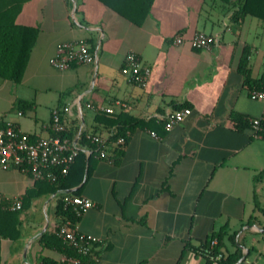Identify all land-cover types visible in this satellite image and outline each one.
<instances>
[{
    "label": "crops",
    "instance_id": "crops-1",
    "mask_svg": "<svg viewBox=\"0 0 264 264\" xmlns=\"http://www.w3.org/2000/svg\"><path fill=\"white\" fill-rule=\"evenodd\" d=\"M16 21L37 34L21 79L0 80V125L45 135L57 108L87 148L82 132L107 141L114 129L107 120L126 114L139 122L116 161L96 154L89 175L69 188L93 202L78 231L100 240L97 264H199L195 249L220 228L225 254L238 246L243 264L264 260V138L235 120L264 115L238 69L245 55L251 77L264 79L263 22L219 0H153L139 24L99 0H25ZM198 30L216 37L209 49L189 45ZM176 35L184 41L173 43ZM73 40H84L94 61L53 67L57 44ZM128 52L150 70L144 86L121 72ZM17 100L26 103L16 108ZM88 102L115 112L98 113ZM183 105L191 113L165 130L160 116ZM67 190L51 192L27 172L0 168V228L14 235L0 239V264L61 262L64 254L39 238L54 232ZM234 232L236 245L228 239Z\"/></svg>",
    "mask_w": 264,
    "mask_h": 264
},
{
    "label": "built area",
    "instance_id": "built-area-1",
    "mask_svg": "<svg viewBox=\"0 0 264 264\" xmlns=\"http://www.w3.org/2000/svg\"><path fill=\"white\" fill-rule=\"evenodd\" d=\"M184 41L181 35L173 38V43L180 44ZM216 42V37L203 31H195L188 39V43L195 49H209ZM50 64L57 69H66L73 64H90L94 61V54L84 40H73L60 42L56 46L55 54L50 58ZM121 72L128 77L130 81L145 85L150 74L147 66H144L139 57L134 52H128L124 59V65ZM249 96L262 103L264 114V90H251ZM117 104L126 107L125 104ZM86 106L98 113L114 114L112 105H94L87 103ZM68 111V107L63 108ZM191 113L188 106L179 109L167 110L160 119L163 121L165 130H170L175 124L181 122ZM260 118H253L252 125L257 128ZM48 133L45 135H32L21 130L12 122H7L5 126L0 127V168H15L20 171L31 173L34 179L46 178L52 182L56 181L58 174H66L70 164L80 151L89 153V150L78 144L77 139H71L63 135L66 126L62 119L59 109L54 108L51 111V119L48 125ZM152 136L158 137L153 131ZM128 135V133H126ZM90 140L99 144L98 156L106 158L105 151L106 139L99 135L90 136ZM116 144L123 145L125 137H119ZM77 218L83 214L93 202L83 195H71L64 198ZM12 210L21 208V201L14 197L9 206ZM59 234L63 240L71 244L79 256L63 255L61 262L71 264H97L98 258L94 255V245L100 240L91 235L78 231V221L65 219L59 226ZM217 240L210 239L206 244H200L195 252L202 256L208 264H219L224 257V252L215 248ZM84 258V259H83ZM86 258V259H85ZM89 258V260H87Z\"/></svg>",
    "mask_w": 264,
    "mask_h": 264
},
{
    "label": "trees",
    "instance_id": "trees-1",
    "mask_svg": "<svg viewBox=\"0 0 264 264\" xmlns=\"http://www.w3.org/2000/svg\"><path fill=\"white\" fill-rule=\"evenodd\" d=\"M24 1L25 0H0V80L8 79L14 83L18 82L22 77L32 45L37 34L36 27L31 25L20 24L16 21V16L20 11L22 3ZM99 1L116 11L121 16L136 24H139L144 19L150 9V6L153 3V0ZM219 1L228 4H234L237 6V12L240 15H251L258 18L261 22L264 23V0ZM238 69L244 77V85L248 89V92L254 89L264 90V79H254L251 77L250 68L248 66V61L245 55L241 57ZM25 103L26 102L24 101L17 100L15 103L16 108L23 107V104ZM181 107H184V105L176 107L175 109H179ZM255 118H260V122L257 128H254L252 125L253 118H242L240 116L235 117L236 126L238 128L249 126L252 129L253 136H260L264 138V115ZM106 124L109 126H114V129L108 137L105 145L106 153L108 154V151H110L112 155H107L106 158H109L112 161H116L113 159V157L117 155L123 147V145L116 144V140L121 136L125 137L126 140L127 131L133 129L136 125L139 124V122L131 116L122 114L114 119L107 120ZM3 126H5V124L0 125V127ZM63 135L71 139L75 138L74 130H69L67 129V127L66 130L63 132ZM79 140L82 144H86L88 146L87 149L89 150V153H86L85 151H80L75 157L74 161L70 164L67 173L58 174L56 181L52 182L46 178H43L35 179L36 182L46 184L48 186V190L51 192L57 190L64 191L80 184L84 180V178L89 175L94 156L98 154L100 146L99 144L92 142L90 138L85 137L84 132L79 134ZM27 173L31 174L29 171H27ZM261 175H264V168L258 173V177ZM31 191V189H28L26 194L29 196ZM79 192L80 188H77L70 193L61 194L55 208V214L58 219V222L55 226L54 232H45L39 238L43 245L52 248H57L62 254L68 256L79 255L77 254L75 249H73L75 247L63 240L62 236L59 234V226L61 222H63L65 219H70L72 221L79 220V218L74 215V212L72 211L71 207L67 205L64 200L66 196L79 195ZM262 209L264 211V208ZM17 211L18 209L14 210L13 213L16 214ZM7 231H9L10 233ZM236 233L237 232H234L228 235V239L234 245H236ZM224 236L225 228H220L212 232L200 244H206L210 239L215 238L217 240L215 248H217L218 250H222V247L224 245ZM1 237H14V235H12L11 231L6 226H3L2 228H0V239ZM98 243L94 245V248H96ZM93 253L96 257H98L97 253L94 250ZM242 256H244V253L238 246H236L235 251L227 254H225L224 252V257L220 260L219 264H235ZM247 256L248 254L245 255V257ZM87 260H89V258ZM42 263L71 264L67 262H57L46 258H42ZM243 263L244 260H242L239 264Z\"/></svg>",
    "mask_w": 264,
    "mask_h": 264
},
{
    "label": "rangeland",
    "instance_id": "rangeland-1",
    "mask_svg": "<svg viewBox=\"0 0 264 264\" xmlns=\"http://www.w3.org/2000/svg\"><path fill=\"white\" fill-rule=\"evenodd\" d=\"M198 260H199V264H204V261H203V259H202V257H198ZM263 259L261 258V260H259V262H261V263H258V262H254L253 264H262L263 263Z\"/></svg>",
    "mask_w": 264,
    "mask_h": 264
},
{
    "label": "water",
    "instance_id": "water-1",
    "mask_svg": "<svg viewBox=\"0 0 264 264\" xmlns=\"http://www.w3.org/2000/svg\"><path fill=\"white\" fill-rule=\"evenodd\" d=\"M74 189H69L67 192H72ZM244 259V256H242L235 264H239Z\"/></svg>",
    "mask_w": 264,
    "mask_h": 264
}]
</instances>
